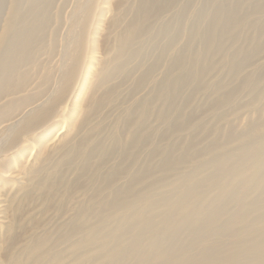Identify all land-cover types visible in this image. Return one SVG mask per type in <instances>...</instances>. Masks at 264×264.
<instances>
[{
    "label": "rangeland",
    "instance_id": "374dc122",
    "mask_svg": "<svg viewBox=\"0 0 264 264\" xmlns=\"http://www.w3.org/2000/svg\"><path fill=\"white\" fill-rule=\"evenodd\" d=\"M11 1L13 0H0V22L3 12ZM15 1L19 6L16 11H20L17 13L22 15L30 13L33 9L37 11L40 9L47 13V18L50 19L41 33L42 38L44 37L42 42L47 45L51 43L54 47L53 52L49 53L50 56L48 53L44 54L43 50L39 52L42 54L40 58L45 60L46 70L52 74V76L49 74L48 86H38L39 71H33L25 91L16 95L23 97L30 92H38L42 96H47L52 93L51 84L54 75L58 76L60 74L58 72L66 63L62 53L65 42L71 39L68 29L75 20L73 12L86 0H39L41 2L39 6L36 0ZM129 2L134 4L137 0ZM258 6H264V0H174L168 9L159 13L160 15L152 16L149 34L137 40V43H133L132 54L126 56L122 62L123 71L110 77L108 84L117 85L115 100L92 119L91 124L96 125L93 130H89L91 126L89 124L77 135L82 137L85 134L101 145L100 147L98 145L97 149L100 151L96 150L94 163L92 162L86 174L93 185L90 186V183L87 185L88 191L84 196L75 192L69 199L67 208L60 212L55 210L54 204L58 196L62 194V187L56 190L52 197V205L49 207L42 204L44 202L40 200L39 191L35 192L33 201L22 204L23 212L21 211L18 222L22 226L20 231H23L13 249V251L16 250V254L22 252L32 237L46 234L48 240L44 250L61 253L63 261L60 264H84L79 262L81 256L93 254L95 250L84 248L77 253L71 252L70 248L73 247L74 242L83 238V233L71 236L72 238L69 235L73 223L77 222L73 214L81 204L83 207L94 206L96 212L105 209L101 207V204L112 196L111 186L107 180L111 179L115 169L122 168L125 173L114 177L115 179H111L110 183L125 191L129 199H133L139 193L149 196L151 194L157 199L156 208L159 210L164 207V202L177 200L180 197L178 186L181 178L178 179V177L188 176L196 182L197 190H200L208 200L218 198L215 213L201 215L203 221L217 214L221 223H229L235 215L239 214L242 216V221L235 227L247 228L257 219L264 220V183H260L264 180L262 172L254 174L250 172L251 170H245L246 167L232 175H223L234 185L224 194L219 189L209 186L210 182L222 172L211 164L217 157L223 159L227 166H234L242 150L252 152L251 157L248 158V164L254 161L252 156L255 152L264 151V11H257ZM109 14V12L104 13L105 17ZM131 16L132 13L127 11L125 20L127 21ZM219 17L221 20L217 22ZM29 19L30 16L27 17V20ZM233 19L241 20V26L232 28ZM27 20L23 22L27 23ZM16 22L14 28L20 26L19 21ZM227 25L231 28H227ZM119 27L123 28L124 25ZM101 34L102 31L98 30L96 35L99 37ZM208 39L214 40L213 46L207 43ZM246 52H251L252 56L248 61L243 62L242 58ZM201 53H204L203 58L197 59ZM95 56L96 61L93 63L97 65L102 54L96 53ZM187 56L191 59L186 60ZM180 58L185 59L181 68L174 66L175 61ZM231 63L238 67L231 70ZM201 69L203 73L199 78L195 80L189 78ZM144 74L147 75L145 84L136 87L134 80ZM10 76L13 79L16 77L14 74ZM165 78L176 82L174 101L171 100L172 98L162 99L157 94L158 84ZM251 78L254 84H246V81ZM79 87L78 84L71 94L69 108L63 113V118L58 119L54 116L50 119V123L43 126H48L45 131L41 127L27 136L37 138L32 139L31 145L28 144L23 154H20L19 165L28 167L46 146V149L51 151L50 161L46 167L48 171H52L56 162L63 158V153L54 148L60 137L72 132L71 122L76 118L70 115L69 111L70 106L75 105L74 102L82 96V94L78 95ZM227 94H231L232 98L223 106L215 107L217 100ZM7 99L5 97L1 102ZM142 103L148 110L141 118L139 104ZM171 104H175L173 112L167 111ZM29 109L27 108L23 113L25 114ZM19 112L20 107L0 111V161L3 165L5 164V167L10 168V172L6 174L10 177L8 182L6 184L0 182L1 239L7 235V227L12 217L10 201L13 197L18 199L23 197L21 186L27 180L26 174L18 169L19 165L11 163V153L16 148L8 151L9 154L5 156L3 152L11 146L8 144L12 130L18 127L21 119V116L13 118L15 120L12 117ZM176 124H180L178 130L173 127ZM244 136L250 139L247 144L241 145L239 140ZM135 141L138 143L132 146ZM154 148H159L161 154L154 155L152 152ZM215 150L218 152L213 155ZM166 159L174 162L169 169L163 166ZM73 164L68 168L65 167L62 173L64 180L71 181L74 178L78 164L77 162ZM146 170L149 171V175L143 181L134 182L130 191H127L129 179L143 174ZM97 171L96 176L99 178H96L94 183L91 179H94L93 176ZM239 171H244L245 176L238 178L236 175ZM94 186L98 187V192L91 199ZM235 195L241 198L239 203L232 202ZM205 207L207 208L204 204L203 208ZM147 210L149 212L150 209ZM37 219L39 224L34 226L31 220ZM114 226L115 222L111 220L106 230ZM196 228L197 226L194 229ZM213 232L207 229L201 236L209 240L207 241L209 246H216L215 248L222 252L237 244L241 245L248 239L247 237L237 239L230 231L219 232L214 237ZM132 234L124 233L120 240L127 242ZM192 237L194 238L190 229L182 228L176 238V244H178L174 249L176 251L192 249L190 245L193 241ZM193 248L196 251L197 247ZM94 262L107 264L102 261L101 255L85 264ZM128 264L137 263L129 261Z\"/></svg>",
    "mask_w": 264,
    "mask_h": 264
},
{
    "label": "bare ground",
    "instance_id": "6f19581e",
    "mask_svg": "<svg viewBox=\"0 0 264 264\" xmlns=\"http://www.w3.org/2000/svg\"><path fill=\"white\" fill-rule=\"evenodd\" d=\"M129 1L86 0L76 7L75 12H73L75 20L72 21L70 29H68L71 39L65 42L62 53V58L66 59V63L58 72L60 74L58 76L54 75L51 84L53 86L52 93H47V96H42L38 92H30L23 97L16 94L25 91L30 83V74L33 71H39L38 86H48L50 71L46 70L45 60L40 58L42 54H39V52L41 50L44 51V54L53 52V45L51 43L49 45L43 44L42 39L44 37L41 36L50 18H47V13L40 9L39 11L30 10V13L24 15L17 13L20 11H16L19 6H17L15 0L8 4L6 11L2 14L0 22V111L20 107V112L12 119L21 116L18 127L12 130L11 140L8 144L11 146L3 150L4 156L9 154L8 151L16 148L12 151L10 160L11 163L19 165L20 154H23L25 148L29 146L28 144L31 145L32 139L37 138H28L27 136L50 123V119L54 116H57L58 119L64 117L62 115L69 108V99H71V94L78 84L80 86L78 95L82 94V96L74 102L75 105L71 103L72 106H70V115L76 118L71 122L72 132L60 137L58 143L54 144V149L63 153V158L61 157L56 162L54 169L48 171L46 168L51 153L46 149L47 146L43 148L41 154L36 156L33 163L28 167L22 166V164L18 167L21 172L26 174L27 180L21 186L23 197L19 199L13 197L10 201L12 217L7 227V235L2 239L0 238V264H60L63 261V256L58 251L44 250L48 240L46 234L32 237L22 252L16 254V250L13 251V249H15L14 246L23 231H20L22 226H20L18 218L23 212L22 204L33 201V194L37 191L40 193L38 195L41 202H44L42 204L49 207L52 205V197L55 195L56 190L58 187H62V194L58 196L54 204L55 210L60 212L67 208L69 199L72 198L75 192H79L81 196H84L88 191L87 185L89 183L90 186L93 185L86 174L94 163L93 159L96 150H98L99 142L90 139L85 134L82 137H77V135L84 127L92 123V119L103 108L109 107L113 103L117 85L108 84L111 75L123 71L122 62L126 56L132 54L133 43L149 34L152 16H157L165 11L174 2V0H137L133 4ZM36 2L38 6L41 3L39 0H36ZM256 10L264 11V6H258ZM127 11H130L132 16L126 21L125 13ZM105 12L110 13L108 17H105ZM28 16H30L29 20H27ZM53 16L55 17V15ZM25 20H27V23L23 22ZM220 20L219 17L217 22ZM16 21H19L20 26L14 28ZM240 24L241 20H234L231 27L235 28ZM120 25H124V27L120 28ZM231 27L228 26L227 28ZM98 30L102 31L99 37L96 35ZM213 41L208 39L207 43L213 46ZM96 53L102 54V57L97 61V65H94ZM203 56L204 53H201L197 59H202ZM251 56V52L244 53L242 61H248ZM185 59L191 58L187 56ZM185 59L180 58L175 61L174 66L181 68ZM235 66L231 63L230 69L234 70L238 67ZM22 67L27 69L24 70ZM56 70L58 69L56 68ZM202 73L203 69L197 70L189 78L195 80ZM11 74L16 77L13 79L10 76ZM50 75L52 76V74ZM86 79L88 80L86 81ZM146 79L147 75L144 74L134 80L136 87L144 85ZM174 81L168 78L160 81L157 92L160 98L165 100L166 98H172L171 100L174 101L177 87ZM251 83L254 84L253 78L246 81L248 85H251ZM36 95L38 96L36 97ZM5 97L8 99L2 103L1 100ZM231 98L232 95L227 94L222 99L217 100L215 107L223 106ZM139 107H141L142 118L148 109L144 103L139 104ZM27 108L30 109L24 114L23 112ZM174 110L175 104H171L167 109L169 112ZM4 121L6 122V120ZM95 126L91 124L89 130H93ZM47 127H43V130L45 131ZM173 127L178 130L180 124ZM249 139L250 137L244 136L239 140V144L245 145ZM20 143L21 145H19ZM136 143L138 142H133L132 146ZM152 152L154 155L161 154L159 148H154ZM213 152V155H215L218 151ZM251 155V151L242 150L235 164H233L234 166H227L226 162L219 157L214 159L211 164L218 167L222 172L210 182L209 186L219 189L223 194L229 192L233 182L227 180L223 175H232L239 169L242 168V171L246 167L245 170H251L250 172L254 174L262 172L264 177V151L255 152L252 156L254 161L249 165L248 158ZM75 162L78 165H76L77 171L74 178L71 181L64 180L62 174L64 169L70 167L73 163L75 164ZM173 164L174 162L171 159H166L163 166L169 169ZM241 171L236 175L238 178H242L246 174ZM9 172L10 168L5 167V164L3 165L0 161V182L3 184L8 182L10 177H7L6 174ZM97 173L98 171L94 174V179H91L94 183L96 178H99V176H96ZM124 173L123 168L120 170L115 169L110 178L115 179L114 177ZM147 175H149L148 170L144 171L143 174L131 177L127 182L126 190L130 191L134 182L143 181ZM179 178H181L178 186L180 197L177 200L164 202V207L161 210L156 208L157 199L151 194L149 196L139 193L133 199H129L125 195V191L111 184V179L107 180L111 186L112 196L101 204V207L105 209L96 212L94 206L83 207L81 203L76 208L73 218L75 217L77 222L73 223L69 235L71 237L83 233V238L74 242L73 247L70 248L71 252L77 253V251L84 248L94 249L95 253L81 256L79 262L84 264L99 255H101L102 261L107 264H128L129 261H134L137 264H264V220L259 221L257 219L247 228L235 227L240 225L242 221V216L239 214L235 215L229 223H221L219 217L217 218V214L203 221L201 215L215 213L218 198L208 200L200 190H197L196 182L191 180L190 177L182 176ZM260 183H264V180ZM260 183L258 185H261ZM92 191L91 199L97 195L98 187L94 186ZM240 201L239 195L233 196L232 202L239 203ZM204 204L207 208H203ZM147 209H150L149 212ZM111 220L115 222V226L106 230V226ZM31 222L34 226L39 224L38 219L31 220ZM196 226V229L199 227L198 230L194 229ZM182 228L190 229L194 236V238L192 237V244L189 243L192 249L176 251L174 249L178 244H176V238H178ZM207 229L214 231L212 234L214 237L219 232L230 231L237 239L244 237L248 239L241 245L237 244L235 247L222 252L218 251L219 249L217 250L216 246H209L207 242L209 240L201 236ZM124 233H133L127 242L120 240ZM193 247H197L196 251Z\"/></svg>",
    "mask_w": 264,
    "mask_h": 264
}]
</instances>
